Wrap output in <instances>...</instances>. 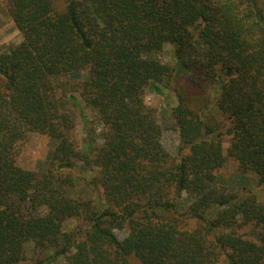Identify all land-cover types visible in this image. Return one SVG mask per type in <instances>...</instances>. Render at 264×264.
<instances>
[{
    "label": "trees",
    "instance_id": "1",
    "mask_svg": "<svg viewBox=\"0 0 264 264\" xmlns=\"http://www.w3.org/2000/svg\"><path fill=\"white\" fill-rule=\"evenodd\" d=\"M6 11L21 41L0 49V264H264V0H6ZM164 89L174 155L145 102ZM76 93L102 126L95 139L82 116L80 144ZM30 132L53 142L38 170L16 161ZM228 157L255 188L221 182Z\"/></svg>",
    "mask_w": 264,
    "mask_h": 264
},
{
    "label": "rangeland",
    "instance_id": "2",
    "mask_svg": "<svg viewBox=\"0 0 264 264\" xmlns=\"http://www.w3.org/2000/svg\"><path fill=\"white\" fill-rule=\"evenodd\" d=\"M56 5L61 7L64 5V0H55ZM21 41V34L15 27L13 21L9 17L6 11V0H0V49L3 51L8 50L11 46ZM162 62L173 64V50L170 45H165L162 51L158 55ZM210 94L216 96L218 88L214 85H208ZM77 105H73L72 101L68 98V108L72 112L75 119V127L71 131V136L79 144L84 141L85 132L82 126V116L89 121H93V133L91 135L98 138L102 126L97 121L95 112L85 105L81 97L76 93ZM145 102L148 106L152 107L156 111V115L159 123L163 128L161 141L166 150L174 155L177 151L179 144L177 131L172 126V121L169 117L171 108L176 104V98L170 89H164L162 94L155 95L151 93L145 94ZM52 141L43 134L30 132L27 137L20 141L17 145V157L16 161L19 166L30 169H41L47 161L49 153L52 147ZM220 180L231 188L250 187L255 188L257 186V177L253 173L242 174L237 169V163L232 158L228 157L225 160L223 167L219 170ZM260 192V191H259ZM257 192V193H259ZM77 221L69 220L65 223L64 229L69 230L71 226L76 225ZM119 238L125 236L123 230L115 231ZM34 255L32 245L26 246V256L30 259Z\"/></svg>",
    "mask_w": 264,
    "mask_h": 264
}]
</instances>
